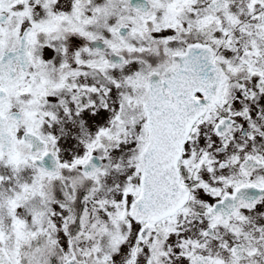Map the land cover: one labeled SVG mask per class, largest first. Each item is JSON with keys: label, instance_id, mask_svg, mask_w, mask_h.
<instances>
[{"label": "snow or ice", "instance_id": "snow-or-ice-1", "mask_svg": "<svg viewBox=\"0 0 264 264\" xmlns=\"http://www.w3.org/2000/svg\"><path fill=\"white\" fill-rule=\"evenodd\" d=\"M0 264H264V0H0Z\"/></svg>", "mask_w": 264, "mask_h": 264}]
</instances>
